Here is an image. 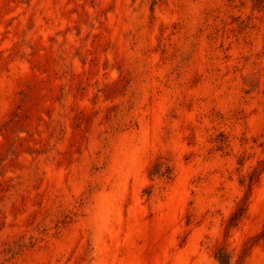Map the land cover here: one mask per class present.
Wrapping results in <instances>:
<instances>
[{
  "label": "rangeland",
  "instance_id": "obj_1",
  "mask_svg": "<svg viewBox=\"0 0 264 264\" xmlns=\"http://www.w3.org/2000/svg\"><path fill=\"white\" fill-rule=\"evenodd\" d=\"M0 264H264V0H0Z\"/></svg>",
  "mask_w": 264,
  "mask_h": 264
}]
</instances>
